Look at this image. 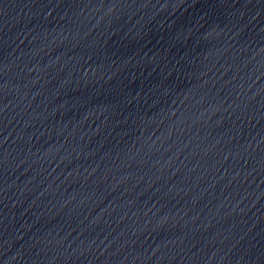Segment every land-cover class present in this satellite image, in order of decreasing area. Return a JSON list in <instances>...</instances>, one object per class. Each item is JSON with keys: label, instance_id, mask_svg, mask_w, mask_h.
<instances>
[{"label": "water", "instance_id": "1", "mask_svg": "<svg viewBox=\"0 0 264 264\" xmlns=\"http://www.w3.org/2000/svg\"><path fill=\"white\" fill-rule=\"evenodd\" d=\"M0 264H264V0H0Z\"/></svg>", "mask_w": 264, "mask_h": 264}]
</instances>
